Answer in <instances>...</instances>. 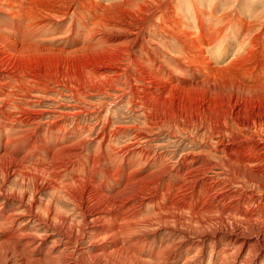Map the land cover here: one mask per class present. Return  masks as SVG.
Segmentation results:
<instances>
[{
  "label": "bare ground",
  "instance_id": "bare-ground-1",
  "mask_svg": "<svg viewBox=\"0 0 264 264\" xmlns=\"http://www.w3.org/2000/svg\"><path fill=\"white\" fill-rule=\"evenodd\" d=\"M0 10V196L12 176L21 184L5 197L16 208L0 209L4 260L32 249L36 219L66 242L90 226L92 264H145L135 238L166 227L202 243L231 234L219 264H264V0H0ZM100 97L110 102L89 101ZM45 101L58 106L36 109ZM122 102L131 126L116 125ZM90 116L87 130L78 120ZM164 133L191 141L176 165L156 143ZM46 189L79 223L44 202ZM165 253L151 263L168 264ZM24 255L15 264L35 263Z\"/></svg>",
  "mask_w": 264,
  "mask_h": 264
},
{
  "label": "rangeland",
  "instance_id": "rangeland-1",
  "mask_svg": "<svg viewBox=\"0 0 264 264\" xmlns=\"http://www.w3.org/2000/svg\"><path fill=\"white\" fill-rule=\"evenodd\" d=\"M1 13L0 10V23H2L4 20H7L6 16ZM57 98L56 96H53V98ZM59 98V97H58ZM103 97L100 98H92L89 101L92 103H98L99 101H109L110 99H105ZM102 99V100H101ZM65 101H69L65 99ZM73 102V100H71ZM61 102V101H60ZM75 104V103H73ZM2 103H0V107H2ZM58 106V103L56 102H49L45 101L44 103L41 104L40 107H36L38 110H51L55 109V107ZM105 106V105H103ZM125 102H122L117 106V114L116 116L119 117H124L125 119L122 121L121 124H116L118 126H128V125H133L135 123V119L131 118L132 114L126 112L125 108ZM64 111H67L65 108L61 107ZM120 110H123L122 113H119ZM7 112L3 109L1 113ZM11 112V110H9ZM50 114H45L43 116V120L47 121L50 117ZM16 118H18V115H15ZM103 117V115L101 116ZM6 121V119L3 117V115L0 114V124ZM74 121V120H73ZM73 121H70V124L72 125ZM79 125H86L87 130L89 128H92V126L96 123V116H90L89 121H85V117H80L79 120ZM97 125V124H96ZM101 128V123H98V126L96 130ZM114 129V128H112ZM130 131V132H129ZM127 134H120L119 138L117 137V140L113 142V144H118L116 145L118 149H120L122 146H125L130 142V138L132 139L133 134L132 131L129 130ZM84 134H89V132H84ZM96 134H93L91 136V139L95 138ZM161 140L156 142L157 145L159 144L160 146L167 145L165 152V157L167 160H170L171 162L176 165L180 157L193 150L191 146V141L190 140H181V139H173L170 138L167 133H164L163 135H160ZM156 143H152L153 146L156 145ZM151 144V145H152ZM95 148V143L91 142L88 146L89 150H94ZM164 150V151H165ZM198 151V150H197ZM175 153H177V156L175 157ZM174 156V157H173ZM99 179H102V173L99 175ZM20 176H12L11 178L8 179L7 182L4 183L3 189L9 193H4L3 196H0V209L4 211V213H11L13 209L16 208V204H14L12 201L5 200L6 198H10L8 194H10L11 189H16L17 191L20 189L21 184L19 182ZM68 179V176L66 178V181ZM67 183V182H66ZM0 186H2L0 182ZM32 185L27 183V190L28 194L31 192L30 190L32 189ZM4 191V192H5ZM16 191V192H17ZM1 194V193H0ZM42 199L44 202H50L53 204V207L57 208V210H60L64 215H67V217L70 218L71 221H69V224L71 223H79L80 219L78 216V211L75 210V207L71 204L70 200L65 198L62 193H58L52 190H44V192L41 195ZM26 201L28 202L29 199L27 198ZM4 202L6 203L5 206H3ZM93 205V202L91 203ZM151 207L150 204H147L144 208V214L149 212V208ZM148 208V209H147ZM152 213V211L150 210ZM20 219V217H19ZM21 222H27L29 221L26 219L25 221L19 220V223ZM34 221V222H33ZM27 232H33V230H37L34 234H26L25 237H29L30 235L33 237V239H37L35 245H33L32 249L30 250H25V253H28L29 255L31 254L32 260L35 261L33 264H92L93 261L89 256L93 255L94 253L96 254L97 248L99 249L96 244H94L93 239L91 238V232L92 228L88 225L85 226V231L87 232L83 237L77 241L74 239L72 242H66L67 239L63 234L55 232L53 229H49L41 222L38 223L36 219H30V222L27 224ZM17 227V225H16ZM46 227V228H45ZM32 230V231H31ZM151 231V230H150ZM146 233V232H145ZM140 233L137 235L135 238L136 242L141 244L138 245V248H144L140 252L141 254L138 253V256L144 260L145 264H152L154 261H151L153 257L155 258L158 254L160 256V253L162 251L168 250V254L165 253L163 256L164 260L161 261H167L168 264H219L220 261V256L221 252L224 249H227L229 254L231 255V246L229 245L230 239H231V234H217L215 240H211L210 238H205L206 241L202 243V237H195L192 235V237H187L186 235H183L180 231L175 230L174 228H157L153 232H149L145 234ZM144 234V235H143ZM148 234V235H147ZM142 238H141V237ZM186 236V237H185ZM185 237V238H184ZM26 239V238H25ZM190 240V241H189ZM199 240V241H198ZM196 241V242H195ZM206 242V243H205ZM100 244V242H97ZM195 245H194V244ZM191 244V245H190ZM205 245V247H204ZM22 245H19V251L18 254L19 256H15L14 258H8L7 261L4 260V254H1L2 249L0 250V254L3 255L0 258V264H15L16 261L18 262L19 259L25 258L24 252H22ZM140 246V247H139ZM144 246V247H143ZM194 246V247H193ZM97 247V248H96ZM110 247V246H109ZM67 250V251H66ZM143 251V252H142ZM5 253V252H4ZM33 253V254H32ZM71 253V254H70ZM73 253V254H72ZM86 253V256H83V254ZM22 254V256H21ZM63 255V256H62ZM72 257L70 258L69 256ZM153 255V256H152ZM155 255V256H154ZM244 257L246 256V251L243 254ZM87 257V258H86ZM89 257V259H88ZM143 257V258H142ZM16 258V259H15ZM63 258V259H62ZM84 258L85 261L81 263V259ZM162 258V259H163ZM194 258V259H193ZM196 258V259H195ZM213 258V259H212ZM12 259V261H11ZM36 259V260H35ZM60 259V260H59ZM191 259V260H189ZM14 260V261H13ZM54 260V261H52ZM57 260V261H56ZM149 260V261H148ZM156 260V259H154ZM6 261V263H5ZM10 261V262H9ZM51 261V262H50ZM218 261V262H217ZM53 262V263H52ZM58 262V263H56ZM92 262V263H90ZM152 262V263H151Z\"/></svg>",
  "mask_w": 264,
  "mask_h": 264
}]
</instances>
